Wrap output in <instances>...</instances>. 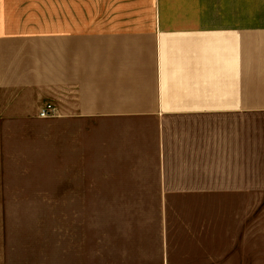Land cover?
<instances>
[{
  "label": "crops",
  "instance_id": "1",
  "mask_svg": "<svg viewBox=\"0 0 264 264\" xmlns=\"http://www.w3.org/2000/svg\"><path fill=\"white\" fill-rule=\"evenodd\" d=\"M53 199L111 217L96 264H248L264 0H0V264Z\"/></svg>",
  "mask_w": 264,
  "mask_h": 264
},
{
  "label": "rangeland",
  "instance_id": "2",
  "mask_svg": "<svg viewBox=\"0 0 264 264\" xmlns=\"http://www.w3.org/2000/svg\"><path fill=\"white\" fill-rule=\"evenodd\" d=\"M52 181L56 179V170L50 172ZM83 206L84 216H80ZM90 202H66L60 203L53 199L50 203H36L32 205L33 234L23 233V255L24 264H96L95 258V240L98 234L104 236L109 234L108 225L109 216L93 217ZM28 206L23 209V212ZM248 209V208H246ZM248 209L245 218L246 239L233 241L223 239L224 230L221 226L217 227L216 237L222 238L216 240L219 247H242V260L248 264H264V206L258 207L257 211ZM26 214L24 215L27 217ZM256 213V214H254ZM117 218V216H113ZM23 222V221H22ZM29 224L30 222H25ZM97 225L99 231L97 234ZM235 227L238 232L241 229ZM101 228V229H100ZM101 231V232H100ZM236 232V233H237ZM84 242L88 249L86 255L79 258V242ZM230 241L232 244H230ZM245 241V242H244ZM244 251V253H243ZM238 255L230 256L229 259L235 260ZM220 261V258H217Z\"/></svg>",
  "mask_w": 264,
  "mask_h": 264
},
{
  "label": "built area",
  "instance_id": "3",
  "mask_svg": "<svg viewBox=\"0 0 264 264\" xmlns=\"http://www.w3.org/2000/svg\"><path fill=\"white\" fill-rule=\"evenodd\" d=\"M56 114V110L52 105L47 104L44 108L40 110L39 117L42 119H47V117H52Z\"/></svg>",
  "mask_w": 264,
  "mask_h": 264
}]
</instances>
